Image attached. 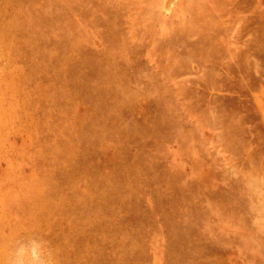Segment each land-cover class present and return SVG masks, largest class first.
<instances>
[{
    "label": "rangeland",
    "instance_id": "374dc122",
    "mask_svg": "<svg viewBox=\"0 0 264 264\" xmlns=\"http://www.w3.org/2000/svg\"><path fill=\"white\" fill-rule=\"evenodd\" d=\"M0 264H264V0H0Z\"/></svg>",
    "mask_w": 264,
    "mask_h": 264
},
{
    "label": "bare ground",
    "instance_id": "6f19581e",
    "mask_svg": "<svg viewBox=\"0 0 264 264\" xmlns=\"http://www.w3.org/2000/svg\"><path fill=\"white\" fill-rule=\"evenodd\" d=\"M167 1V0H166ZM172 5V4H171ZM169 8V7H168ZM170 10V9H169Z\"/></svg>",
    "mask_w": 264,
    "mask_h": 264
}]
</instances>
